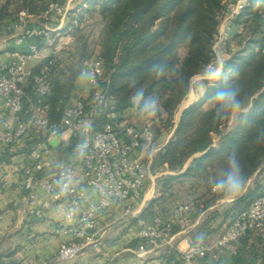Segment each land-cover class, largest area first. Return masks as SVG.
<instances>
[{"label":"trees","instance_id":"trees-1","mask_svg":"<svg viewBox=\"0 0 264 264\" xmlns=\"http://www.w3.org/2000/svg\"><path fill=\"white\" fill-rule=\"evenodd\" d=\"M16 1L29 13L48 2ZM221 10L222 0H92L72 10L68 25L74 37L73 50L61 54L69 53L75 64L61 67L54 54H49L35 66L50 67L51 92L43 100L50 119L58 120L60 107L73 96L83 61L92 57L86 37L81 35L79 41V34L84 15L96 11L103 25L94 52L102 60L99 86L106 100L92 111L89 132L103 127L107 112L116 111L123 117L127 109H142L144 115L156 117L165 115L166 127L171 129V119L189 93L191 78L214 60L212 45ZM233 22L240 28L234 36L236 50L229 51L213 82L204 80L201 98L181 110L170 138L152 156L149 169L160 172L157 183L162 193L148 201L142 217L167 216L178 203L169 211L164 206L176 197L175 186L185 183H189L190 191H197L194 184L202 189L186 202L191 204V221L220 198L232 197L230 209L241 211L257 197L256 188L247 182L264 170V0H250ZM221 92H235L241 104L231 127L228 121L234 110L227 97L218 98ZM88 102L86 98L85 104ZM212 132L218 136L215 143L210 138ZM82 139L79 134L67 143L54 139L64 162L75 158L76 145ZM230 158L239 164L244 177L239 192L228 191ZM201 226L187 234L191 244L202 240L196 234ZM232 261L264 264V243L240 240ZM0 264H7L1 256Z\"/></svg>","mask_w":264,"mask_h":264},{"label":"built area","instance_id":"built-area-1","mask_svg":"<svg viewBox=\"0 0 264 264\" xmlns=\"http://www.w3.org/2000/svg\"><path fill=\"white\" fill-rule=\"evenodd\" d=\"M249 2L222 0L223 35ZM68 13L69 8L62 1L49 0L34 13L21 9L0 18V32L15 45L0 63V152H8L22 139H38L16 167L21 179L20 200L27 206V213L36 218L54 210V232L65 238L56 251L59 260L73 258L86 247L99 250L105 230L99 217L118 203L128 204L125 210L134 219L139 240L150 245L169 244L174 228L184 232L192 227L191 204L178 203L167 216L148 218L133 212L129 204L140 198L151 178V155L144 161L141 152L154 143L155 129L149 123L121 126V115L111 110L106 113L103 127L89 132L92 111L106 100L99 86L103 67L97 52L83 61L80 73L89 85L88 105L86 98L74 94L60 107L58 120L49 117L43 100L51 92L50 67L36 69L28 63L54 46L60 23ZM51 20L58 22L53 29L48 25ZM77 134L83 139L76 145L75 158L46 171L54 164L50 140L67 143ZM245 238L264 243V187L247 208L233 216L216 239L188 244L177 251L175 260L178 264L226 263L238 254L240 240Z\"/></svg>","mask_w":264,"mask_h":264},{"label":"crops","instance_id":"crops-1","mask_svg":"<svg viewBox=\"0 0 264 264\" xmlns=\"http://www.w3.org/2000/svg\"><path fill=\"white\" fill-rule=\"evenodd\" d=\"M49 0H45L47 2ZM69 8V12L84 6V0H62ZM80 5V6H79ZM77 8V9H78ZM69 17L60 23V30L50 53L72 51L74 37L71 26L68 25ZM51 29L58 25L57 20L48 22ZM3 34V32H0ZM15 47L14 42L9 39H0V63L6 60L9 53ZM97 52V51H96ZM48 54V53H47ZM43 55L29 63V67L35 66L47 56ZM73 94H79L86 98L89 94V85L85 78L79 75L74 82ZM183 102V101H182ZM188 104V103H187ZM180 108V113L187 105ZM173 121V127L164 135L156 137L151 148L142 150L141 156L146 159L161 148L170 138L173 128L178 122ZM2 106L0 99V117ZM38 139L31 136L14 144L8 152H0V256L7 264H173L177 263L175 254L178 250H184L188 244V236L175 230L172 232L169 244L150 245L136 237L135 222L126 213L125 206L128 204L118 203L104 210L99 219L105 230L101 235V246L99 250L86 247L83 252L67 260L56 258V251L63 236L54 232L56 215L54 210L47 211L42 217L36 218L27 213V206L20 200V174L16 167L24 161L25 153L33 142ZM51 158L54 160L46 171L55 169L57 164L63 163L64 159L56 151L53 139L49 143ZM43 147V146H42ZM7 160V161H6ZM161 188L154 178L148 179L142 191V195L136 202H129L131 209L141 216L151 198L159 197ZM212 207V206H211ZM209 207V208H211ZM193 222V221H192ZM251 241V240H250ZM218 264H233V261ZM254 264H260L259 261Z\"/></svg>","mask_w":264,"mask_h":264},{"label":"rangeland","instance_id":"rangeland-1","mask_svg":"<svg viewBox=\"0 0 264 264\" xmlns=\"http://www.w3.org/2000/svg\"><path fill=\"white\" fill-rule=\"evenodd\" d=\"M84 1L86 5L89 1L92 0H84ZM81 6L83 5L81 4ZM21 9L22 7L19 1L12 0L6 4V0H0V18L8 17ZM102 25H103V21L96 11L92 12L91 14L84 15V20L82 22L83 28H81V33L79 34V41L81 40L80 38L81 35H83V37H86L89 45L88 48L93 50L92 55L96 53V50L94 52V44L96 43L97 34ZM223 29L224 27L221 24V15H220L219 24L217 27V33L214 36L213 45H212V50L215 55L214 60L211 63L205 65L200 72H198L196 75H194L191 78L189 94L191 93L193 94L191 100L188 102L186 106L201 98L206 88L204 80H208L210 83L213 82L220 73L223 62L229 57V51L236 50L234 36L236 33L240 32V28L237 27L234 24V22H232V24L228 27V30L224 31L226 35H223ZM0 39L1 40L6 39L5 34L0 33ZM180 52L182 55L183 50H181ZM46 54L47 55L52 54L50 53V49L45 50L42 53V55H40V57ZM54 56L57 59L56 61L59 62L58 65H60L61 67L67 66L69 64L70 66H72L73 64H75L74 59H72L69 53L61 54V52H56L54 53ZM35 60L38 59L35 58L34 61L30 63V65L34 64ZM27 90L31 91V86ZM187 98H188V94L185 96L184 99ZM182 106L183 103L180 104L179 108L178 107L176 108L171 120L173 121L177 120V113ZM239 112L235 113V111H233L230 114L228 127H231L233 125ZM122 115L123 117L119 119V121H121L120 123L122 124L121 126L123 125L142 126L146 123H149L155 129L157 137L160 135H164L169 130L167 129V127L169 126L166 127L165 115H163L162 117H156L152 113H148L147 115H144L142 113V109H127L125 112H123ZM210 138L212 142L215 143L218 136L215 133H213L212 135H210ZM159 175L160 172H156V173L151 172L150 179L154 178V180L157 181V177ZM247 186L256 188V195L257 196L260 195L264 187V170L260 172L258 175L250 178V180L247 182ZM194 187L197 189V191L195 192L193 191L195 189L190 191L189 183H185L182 187L176 185L174 191L176 197L172 199L170 203H167L164 206V210L165 211L171 210L174 207V205L177 203L191 202L192 199L196 196V194H199L202 190L201 186L199 185L194 184ZM232 199L233 198L230 196L218 199L211 208H207L205 211L199 213V215L193 221L192 227L184 231L183 234L187 235L190 230L195 229L196 226L199 224V226L202 225L201 226L202 229L200 228L196 232V234L202 237V240L199 241L200 243H208L216 239L226 228V226L230 223L233 216L240 210L239 208L230 209V207L232 206V202H231Z\"/></svg>","mask_w":264,"mask_h":264},{"label":"clouds","instance_id":"clouds-1","mask_svg":"<svg viewBox=\"0 0 264 264\" xmlns=\"http://www.w3.org/2000/svg\"><path fill=\"white\" fill-rule=\"evenodd\" d=\"M225 97H227L231 101V107L235 111V113H238L241 104L240 101L237 99L236 93L221 92L218 94L219 99H224ZM230 166L232 171V180L228 188V191L239 192L244 185V177L242 175L239 164L232 158H230ZM215 187H219V184H217Z\"/></svg>","mask_w":264,"mask_h":264},{"label":"bare ground","instance_id":"bare-ground-1","mask_svg":"<svg viewBox=\"0 0 264 264\" xmlns=\"http://www.w3.org/2000/svg\"><path fill=\"white\" fill-rule=\"evenodd\" d=\"M192 94H193V93H191V94L188 93V98L185 99V100L182 102L183 105L187 104V103L191 100V98H192ZM179 113H180V109H179V111H178V113H177V116H178Z\"/></svg>","mask_w":264,"mask_h":264}]
</instances>
